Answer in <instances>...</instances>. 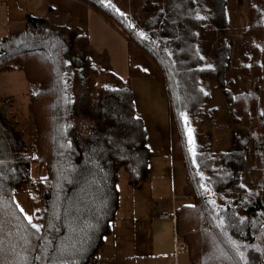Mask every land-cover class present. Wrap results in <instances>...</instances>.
Returning a JSON list of instances; mask_svg holds the SVG:
<instances>
[{
    "label": "trees",
    "instance_id": "16d2710c",
    "mask_svg": "<svg viewBox=\"0 0 264 264\" xmlns=\"http://www.w3.org/2000/svg\"><path fill=\"white\" fill-rule=\"evenodd\" d=\"M141 2L133 16L114 0H48V15H27L0 40V74H24L33 121L27 141L0 113L1 140L8 138L0 153V264L98 258L118 218L120 171L136 187L158 154L151 141L160 142V131L139 108L134 77L166 88L170 155L186 171L176 232L191 264H264V0ZM91 12L146 69L129 64L123 77L93 59ZM210 82L220 91L212 107ZM221 110L232 130L228 148L216 146L212 132ZM76 117L89 119L87 132ZM193 121L208 127L199 141Z\"/></svg>",
    "mask_w": 264,
    "mask_h": 264
},
{
    "label": "crops",
    "instance_id": "0c3cea01",
    "mask_svg": "<svg viewBox=\"0 0 264 264\" xmlns=\"http://www.w3.org/2000/svg\"><path fill=\"white\" fill-rule=\"evenodd\" d=\"M91 14L97 13L91 12L90 17ZM27 15L34 17H45L48 15V0H0V40L13 31L23 27L26 24ZM90 22L91 18H89L91 52V47L94 45L92 44L91 40ZM99 22L102 23V26L107 28V35L114 37L119 43H121L120 48L126 61L125 64L122 63L123 66L120 69H115L110 62H107L102 57L96 58L92 52L91 56L99 65L125 77L129 64L139 66V63L130 62L127 53V42L119 34V32L110 26L108 22L104 23L103 21L101 22V20ZM97 49H100V47H97ZM139 67L142 68V66ZM10 74L16 73L10 72ZM23 78L25 81H23ZM23 78H19L22 84H24V87L21 86L23 89L21 90L22 98L19 97L22 108L24 104L28 107V85L26 84V78L24 74ZM131 86L136 95L139 108L144 112L147 111L149 116L150 114H154V112L157 115H160L162 113L160 105L163 106L165 100V109H167L166 118L168 121V99L166 88L162 83L158 82L152 77H134L131 80ZM1 88L2 86H0V102L3 103L1 112L8 115L10 113L15 114L10 112L12 109L10 107H13L14 104L13 100L10 99V96L14 97V101L18 99H16V96L11 94V91L6 87L5 89ZM16 105L17 104L15 103V106ZM27 107L24 108L23 112H29ZM15 112L17 113L18 109L15 110ZM9 116L11 119L13 116L15 117V115ZM151 118L154 120L159 131L161 130L160 142L158 143V146H156L158 153L156 156H171L168 130L169 124L168 126L165 124L164 133V127H162L163 129L160 128V124L163 122H159V120L155 117ZM159 147H162V149ZM151 164L152 158L150 160L148 176L143 179L138 186L133 187L130 185L131 187L134 189H143V187L146 185V182H151L152 184ZM173 167L174 173L173 169H168L166 173L160 174L159 179L168 180L171 185L175 184V193L177 194L178 192L180 195H183L185 187L184 183L186 184V171L183 175V173H181V169H179L180 171L177 174L175 170V163ZM176 176L178 177L177 180ZM178 183L179 185H177ZM120 195L121 198L120 207L118 210V218L115 221L113 230L107 237L105 245L100 251L98 258L95 259L92 264H191L189 255H185L182 252L187 251L186 247L185 249L178 248L176 244V204H172V214L174 215L172 219L170 217L171 212L169 210H164V212L154 211V213H152V199H156L152 196V189L146 191L145 193H136V191H134L132 194H128L127 196H122V192L120 190ZM143 202H146V204ZM128 203L129 205H126ZM137 206H143L144 208L146 207L147 212H138L137 209L134 210V208ZM162 214H166L168 217H162Z\"/></svg>",
    "mask_w": 264,
    "mask_h": 264
},
{
    "label": "rangeland",
    "instance_id": "374dc122",
    "mask_svg": "<svg viewBox=\"0 0 264 264\" xmlns=\"http://www.w3.org/2000/svg\"><path fill=\"white\" fill-rule=\"evenodd\" d=\"M115 4L119 7L122 8L123 10L133 14V16L135 15H141L142 14V2L141 0H114ZM89 18H91V40H92V44L94 46L91 47V52L92 54L97 58V57H102L104 60H106L107 62H110L113 66V68L115 69H120L123 65L125 64L126 59L124 58V54L120 48L121 43H119L114 37H111L109 35H107V31H106V27L102 26V23H100L99 21L101 20V22L103 21L104 23L107 21L105 20L104 17H102L100 14H91V17L89 15ZM67 20L66 17H63L61 22L65 23ZM109 23V22H108ZM105 25V24H104ZM97 47H100V49H97ZM131 63H139V66H142L143 69H146V65L143 61V59L138 56L137 58H132L130 60ZM118 64V65H115ZM16 74H10V73H4V74H0V86H2L1 89H5V87L11 91V94L16 96V99L14 101V97L10 96V99L13 100L14 104L10 112L15 113V114H9V115H15V117L13 116V118L11 119L10 116L6 113H2L1 110L3 108V103L0 102V113H2L1 115L3 116V118H6L8 120H10L9 122L14 124L17 128V130H19L22 134L21 136L23 137V139L30 141V132H31V128H32V120L30 117V113L28 111H24V108L27 107L24 103L23 108L21 107L22 105L20 98L21 97V93L23 90L22 87H24V84H22V82L19 80V78H23V73L22 72H15ZM13 75V76H12ZM23 81L24 78H23ZM98 78H95V80L93 79H88L87 80V84L92 85L94 82H97ZM26 84L28 85V82L26 81ZM209 91L211 92V96L213 98V100L211 101V103L209 104L211 107L212 106H216L218 105V100H219V88L217 86V84L215 82H210L209 84ZM22 86V87H21ZM149 93V92H148ZM20 97V98H19ZM15 103L17 104L15 106ZM18 109V112L16 113L15 110ZM23 109V110H22ZM28 109V107H27ZM160 109L162 110L160 115H157L155 112L154 114H150L151 117H155L156 119L159 120V122H163L160 124V128L163 129L162 127H164L163 131L165 133V124L168 126V121L166 118V112L167 109H165V100H164V104L163 106L160 105ZM147 114L148 112L145 111ZM224 111L221 110V112L219 111V117L220 119L217 120V124L219 126V128H217L215 131L213 132V137H214V142L216 144V146L222 147V148H228L230 146V137H231V129H225V125H227L226 123V119L223 117L224 115ZM168 114V113H167ZM222 118V119H221ZM75 121L77 123V125L80 127V129L82 130V132H87L88 129V124H89V119L87 118H80V117H76ZM2 125H4V121H0ZM193 127H194V134H195V138L199 141L201 138V130L202 131H206L208 130V127H202L200 128L199 125L196 123V121H193ZM3 128L0 125V131H2ZM168 130H169V126H168ZM161 132V130H160ZM192 132V130H191ZM1 136H0V153H2V151H4V147L8 146V138L6 141L1 140ZM10 142V141H9ZM151 146L156 150V146H158V141L157 142H152L151 141ZM162 149V147H159ZM0 161H2V159L0 158ZM175 163V170L176 173H179V169H181V173H183V175L185 174V168L183 167L184 164H182L183 162L179 159H176L172 156H156V157H152V169H151V176H152V184L151 182H146V185L143 187V189L139 188V189H134L133 187H131L130 185L127 184L126 178H127V174L126 171L124 169H122L120 171V180H119V188L122 192V196H127L128 194H132L134 191L137 192H141V193H145L146 191H149L152 189V196L156 199H152V213H154V211L156 212H164V210H169L170 213V217L173 219V214H172V204H176V206L181 205L182 203L186 202V198L183 195H180L178 192L177 194L175 193V184L171 185L168 180H160V174H164L168 171V169H173V173H174V165ZM183 165V166H182ZM38 166L37 164L35 165L34 163L32 164V174L36 175L38 172ZM171 172V171H170ZM168 176V175H167ZM177 176H176V180H177ZM185 179V176H184ZM184 181V180H183ZM179 185V183L177 184ZM185 185V183H184ZM148 188V189H147ZM16 199L18 202L19 207L24 211V213L26 214V216L31 217V208L29 205V202L27 200V195L25 192H19L16 195ZM188 201V200H187ZM144 204H146V202H143ZM126 205H129L126 204ZM138 212H147L146 211V207L144 208L143 206H137L136 208H134V210H136ZM177 247L178 248H182L185 249L184 243H182L179 240L176 241ZM185 255H188L187 251H182Z\"/></svg>",
    "mask_w": 264,
    "mask_h": 264
},
{
    "label": "snow or ice",
    "instance_id": "6c2138e0",
    "mask_svg": "<svg viewBox=\"0 0 264 264\" xmlns=\"http://www.w3.org/2000/svg\"><path fill=\"white\" fill-rule=\"evenodd\" d=\"M141 35H143V34H141ZM25 218L28 219L29 221L31 220V218L28 217V216H26ZM32 227H33V228H37V230H39V229H38V226L35 225V224H33ZM241 255H242V254H241ZM37 259H39V257H37Z\"/></svg>",
    "mask_w": 264,
    "mask_h": 264
},
{
    "label": "built area",
    "instance_id": "2783aa9c",
    "mask_svg": "<svg viewBox=\"0 0 264 264\" xmlns=\"http://www.w3.org/2000/svg\"><path fill=\"white\" fill-rule=\"evenodd\" d=\"M161 216L166 217V218L168 217V215H166V214H162ZM175 239H176V241L179 240L177 232L175 233Z\"/></svg>",
    "mask_w": 264,
    "mask_h": 264
},
{
    "label": "water",
    "instance_id": "95a60500",
    "mask_svg": "<svg viewBox=\"0 0 264 264\" xmlns=\"http://www.w3.org/2000/svg\"><path fill=\"white\" fill-rule=\"evenodd\" d=\"M79 72H80V76L82 77L83 75H82V73H81V70H80Z\"/></svg>",
    "mask_w": 264,
    "mask_h": 264
}]
</instances>
